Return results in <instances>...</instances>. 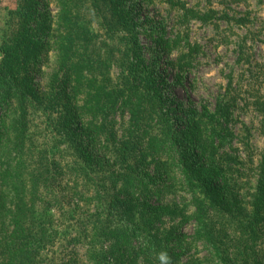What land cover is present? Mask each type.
<instances>
[{
  "label": "rangeland",
  "instance_id": "obj_1",
  "mask_svg": "<svg viewBox=\"0 0 264 264\" xmlns=\"http://www.w3.org/2000/svg\"><path fill=\"white\" fill-rule=\"evenodd\" d=\"M22 2L0 0V47L7 31L8 13ZM67 2L90 26V35L95 37V47L105 63L95 72L90 71L100 79L83 81L77 92L56 99L59 84L55 76L60 60L54 48L59 50L62 45L60 36L46 33L47 43L39 56L16 70L18 76L31 77L38 93L29 126V143L34 149L31 160L39 172L45 170L49 182L38 191V200H42L39 206L48 203L45 216L48 233L38 264H103L105 258L112 263L114 239L99 236L94 229L99 215L104 221L110 218L113 198L107 196L105 188L111 183L104 179L108 171L104 173L103 168H98L101 174L98 175L95 162L86 163V154L104 162V170H108L116 164L118 152L127 154L131 150L135 158L148 156L150 150H160L159 158L168 167L162 171H168L162 178L165 180L170 174L167 182L161 181L155 187L156 191L164 189V192L157 194L152 204L167 210L154 219L148 234L170 248H181L184 264H221L211 246L196 238L194 218H189L195 209L191 193L174 168L175 160L162 152L157 140L171 144L170 138L185 129L188 145L195 140V131L200 126H207L205 138H213L209 135L218 128V122L229 129L233 134L232 146L221 149L215 166H211L228 180L227 191L237 196L226 207L228 213L238 212L239 206H247L251 211L249 204L257 186L258 166L264 157V0H123L119 6L110 0ZM40 3V10H48L55 19L64 6L60 0H40ZM197 14L203 19H198ZM119 15L127 19L129 27L138 30L143 67L161 83L164 101L145 120L141 130L144 133L133 130L131 137L129 113L113 106L117 95L114 90L119 88L123 73L122 62L126 66L129 61V57L113 55L119 45L124 53L129 46L127 36H123L125 31H116L113 26ZM90 99L93 109L86 112L83 106ZM226 104L233 109L227 119L216 112L219 105ZM102 107V113L94 120ZM81 108L84 113L79 115ZM163 113L168 114L164 121L157 117ZM215 114L218 122L217 119L213 122ZM176 116L182 119L179 124L172 121ZM190 121L194 122V134L187 129ZM104 122L108 126L102 129ZM127 138H131V145L126 144L120 151V142ZM153 169L154 165L150 171ZM29 188L30 185L26 196ZM12 200L10 196L8 203ZM32 201L26 199L28 204ZM215 216L220 227L226 225L225 233L219 236L223 240L221 246L234 250L242 234L237 230L235 217ZM97 226L101 228L102 224L98 222ZM116 226H121L118 219L113 228ZM9 230V224L0 221L1 261ZM260 238L251 254L264 263V235ZM248 243L253 248L250 239ZM252 262L250 259L248 264Z\"/></svg>",
  "mask_w": 264,
  "mask_h": 264
},
{
  "label": "trees",
  "instance_id": "obj_2",
  "mask_svg": "<svg viewBox=\"0 0 264 264\" xmlns=\"http://www.w3.org/2000/svg\"><path fill=\"white\" fill-rule=\"evenodd\" d=\"M60 1L64 6L56 19L48 10H40V0H24L16 10H10L7 31L0 47V221L7 222L10 226L0 264H38L41 246L45 243L48 233V222L45 218L48 203L39 206V201L42 200H38V191L49 182L45 170L39 172L38 168L32 165L34 149L29 143V126L35 109L33 102H37L39 98L31 77L18 76L17 68L23 64L27 65L39 56L47 43L44 40L46 33L51 37L55 34L60 36V53L56 46L54 51L60 60L59 73L55 76L59 84L56 99H61L77 92L83 81L100 79L94 77L90 71L95 72L105 63L101 60V52L99 54L95 47V37L90 35L88 23L69 7L67 1L70 0ZM110 1L117 6L123 2ZM196 17L203 19V16L198 14ZM115 20V30L125 31L123 36H127L125 39L128 40L129 46L124 53L119 45L113 50V55L129 57V61L126 66H123L125 62H122L123 73L120 75L119 88L114 90L117 95L113 106L129 113L131 137L133 130L141 132L145 120L153 116L155 108L161 107L164 101L159 89L161 83L153 73L147 74L143 67L138 30L129 27L123 15H119ZM90 102L91 99L83 106L86 112L93 109V106L89 105ZM83 108L79 110V115L84 113ZM103 109L104 107L97 111L94 120ZM232 110V107L226 104L222 107L219 105L216 112L227 119ZM166 113L157 117L164 121L168 115ZM213 119V122L219 120L216 114ZM172 121L179 124L182 119L176 116ZM193 123L190 121L187 129L189 133L193 130L194 134ZM262 123L264 130V114ZM218 125L209 135L213 138H205L204 130L207 131V126H200V129L195 131V140H191L188 145V131L185 129L180 135L170 138L171 144L166 140L157 142H160L163 153L173 157L174 168L181 174L184 186L191 193L195 209L189 218H194L196 238L203 239L211 246L221 264H248L250 259H253L252 264H264L258 256L251 254L256 251L254 245L257 246L261 235H264V157L258 166L257 186L249 204L251 211L247 206H239L238 212L228 213L226 207L237 200V196L227 191L228 180L211 165L221 149L232 146L233 134L219 122ZM105 126L108 124L104 122L100 128L104 129ZM143 133L141 132V135ZM120 144L122 151L126 144L131 145V138L122 140ZM168 151L171 154H168ZM159 152L160 150H150L148 156L141 158H135L132 150L127 154L118 152L116 164L108 170H104V162H99L91 153L86 154V163L91 165V162H95L97 170L103 168L104 173L108 171L104 179L111 183L109 188H105L107 196L113 198L111 212L108 213L110 218L104 221L99 215L94 221V229L99 231V236L114 239L110 253L112 263L107 262L105 258L103 264H154L157 254L165 249L172 257L173 264H184L181 248H170L169 244L164 245L161 240L148 234V231L152 230L154 219L167 210L152 204V199L164 192V189L156 191V185L161 181L165 183L170 178V174L165 180L162 178L168 173L162 171L168 167L166 162L159 158L162 155ZM152 165L154 169L151 172ZM97 170L98 175H101ZM97 179L101 181L99 176ZM28 185L30 188L26 196ZM10 196L13 200L9 204ZM27 198L33 200L31 204L26 202ZM215 215L222 219L230 218L231 215L235 217L237 230L242 234L233 246L234 250L230 247L226 250L221 246L223 240L219 236L225 233L226 225L220 227L215 221ZM116 219L121 226L113 228ZM98 222L102 224L101 228L97 226ZM249 239L253 248L249 247ZM135 241L136 245L133 244ZM155 264H158L157 259Z\"/></svg>",
  "mask_w": 264,
  "mask_h": 264
},
{
  "label": "clouds",
  "instance_id": "obj_3",
  "mask_svg": "<svg viewBox=\"0 0 264 264\" xmlns=\"http://www.w3.org/2000/svg\"><path fill=\"white\" fill-rule=\"evenodd\" d=\"M156 259L158 260V264H173L172 257L166 249L161 250L157 254Z\"/></svg>",
  "mask_w": 264,
  "mask_h": 264
}]
</instances>
